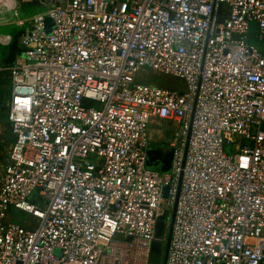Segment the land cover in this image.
<instances>
[{
	"label": "built area",
	"instance_id": "2783aa9c",
	"mask_svg": "<svg viewBox=\"0 0 264 264\" xmlns=\"http://www.w3.org/2000/svg\"><path fill=\"white\" fill-rule=\"evenodd\" d=\"M25 1L0 264H264V0Z\"/></svg>",
	"mask_w": 264,
	"mask_h": 264
},
{
	"label": "crops",
	"instance_id": "0c3cea01",
	"mask_svg": "<svg viewBox=\"0 0 264 264\" xmlns=\"http://www.w3.org/2000/svg\"><path fill=\"white\" fill-rule=\"evenodd\" d=\"M6 4H8L9 6V13H12V14L14 13V15L17 17V20L27 19L35 14H38L40 13L39 9L42 8V6L38 4L28 3L25 0H9L6 2ZM1 32L6 35L10 34L13 38L15 35L20 34L21 31L18 27H16V25H14V26L3 27L1 29ZM9 43L10 42H8V44ZM6 45L7 44H5V46L3 47L0 45L1 46L0 47V61L4 58L7 52ZM10 86H11V80L6 70V67L3 68L0 65V158L6 155L11 150L13 143H14L13 135L11 132V125L7 118V108L5 106L6 99L9 96ZM149 125L150 126H148V136L151 139V141L158 142L162 138L161 136H158L156 140H152L151 136L152 134L155 133L152 128L153 126H160L163 129H169V133L171 131L170 128L166 127L165 123L159 120H152ZM0 174H1V159H0Z\"/></svg>",
	"mask_w": 264,
	"mask_h": 264
},
{
	"label": "rangeland",
	"instance_id": "374dc122",
	"mask_svg": "<svg viewBox=\"0 0 264 264\" xmlns=\"http://www.w3.org/2000/svg\"><path fill=\"white\" fill-rule=\"evenodd\" d=\"M7 1H9V0H0V39H1L0 45L2 47L5 46V44H7L8 42H10L12 36L10 34L6 35V34L2 33L1 29L5 26H14L15 25L14 23L17 21V17L14 15V13L13 14L9 13V6H8V4H6ZM4 8L6 11L4 10ZM44 9L45 8L42 7L39 10L41 12ZM138 78L140 80H146L147 82H149L151 84H156V85H159L162 87L180 88V86H181L179 80L169 78V77L158 76L156 74H153L152 72H148V74L146 76L144 74H139ZM152 128L155 132L151 136L152 140H156L158 136L162 137L161 140L158 142L152 141L153 142L152 145H154V146H156L158 144L166 145L167 137L169 134V129H165L164 133H158L160 128H161L160 126H153ZM17 214H18L17 215L18 220L22 221V220H25L28 218V216L25 214H21V213H17ZM166 222H167V220H166ZM166 229H167V223H166Z\"/></svg>",
	"mask_w": 264,
	"mask_h": 264
},
{
	"label": "water",
	"instance_id": "95a60500",
	"mask_svg": "<svg viewBox=\"0 0 264 264\" xmlns=\"http://www.w3.org/2000/svg\"><path fill=\"white\" fill-rule=\"evenodd\" d=\"M50 27H51V22L49 19H47L46 20V31H47V33H49ZM19 35L20 34L15 35L7 46V52L4 56V58L0 61V65L3 68L12 66L15 62V58L18 56H22L24 53V50L18 44ZM153 154H155V152L151 151L150 155H153ZM149 160H153V159L150 157ZM160 160H161L160 166H162V167L159 166L157 168L158 169L162 168V170L167 171L168 167H169V162H170V160L168 159V156H164ZM174 211H175V208L172 210L170 218H169L167 236H166L165 247H164V257H163L162 264H165V261H166V254H167L169 242H170V235H171V230H172ZM162 229H163V223H162V219H160L157 226H156L155 236L157 239L161 238ZM159 247H160V243L156 242L154 244V250L157 251L159 249Z\"/></svg>",
	"mask_w": 264,
	"mask_h": 264
},
{
	"label": "trees",
	"instance_id": "16d2710c",
	"mask_svg": "<svg viewBox=\"0 0 264 264\" xmlns=\"http://www.w3.org/2000/svg\"><path fill=\"white\" fill-rule=\"evenodd\" d=\"M157 262H158V257L156 255H153L150 264H157Z\"/></svg>",
	"mask_w": 264,
	"mask_h": 264
},
{
	"label": "flooded vegetation",
	"instance_id": "af4514ba",
	"mask_svg": "<svg viewBox=\"0 0 264 264\" xmlns=\"http://www.w3.org/2000/svg\"><path fill=\"white\" fill-rule=\"evenodd\" d=\"M8 46V43H7V45H6V47ZM5 47V48H6ZM6 104V103H5ZM6 106V105H5ZM5 156V155H4ZM4 156H2L0 159H1V162H2V160H3V158H4Z\"/></svg>",
	"mask_w": 264,
	"mask_h": 264
}]
</instances>
